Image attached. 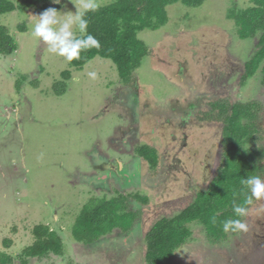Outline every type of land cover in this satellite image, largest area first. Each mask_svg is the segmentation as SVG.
Segmentation results:
<instances>
[{
  "label": "rangeland",
  "instance_id": "obj_1",
  "mask_svg": "<svg viewBox=\"0 0 264 264\" xmlns=\"http://www.w3.org/2000/svg\"><path fill=\"white\" fill-rule=\"evenodd\" d=\"M114 1L97 0L101 6ZM59 4L63 18L80 0ZM235 4L245 8L250 1L169 6L167 25L140 33L155 55L144 59L130 83L121 82L110 59L97 56L74 68L49 52L32 34L38 7L0 15L18 45L13 54H0V250L19 254L43 223L60 232L65 251L27 264H147L146 234L192 204L220 165L221 125H193L192 117L216 99L264 105L261 72L241 83L257 39L238 37L226 14ZM25 21L28 30L21 32ZM69 69L59 95L54 85ZM93 71L96 79L88 75ZM260 125L264 129V114ZM141 145L159 151L156 171L139 156ZM118 191L149 197L146 203L130 199L140 212L131 232L115 229L90 245L75 240L72 228L83 206ZM249 209L248 231L230 232L226 242H210L204 226L193 225L175 264H264V204Z\"/></svg>",
  "mask_w": 264,
  "mask_h": 264
},
{
  "label": "trees",
  "instance_id": "obj_2",
  "mask_svg": "<svg viewBox=\"0 0 264 264\" xmlns=\"http://www.w3.org/2000/svg\"><path fill=\"white\" fill-rule=\"evenodd\" d=\"M178 1L190 6H200L205 2V0H115L101 6L99 11L88 12L85 16L89 21L88 33L99 40L100 47L83 51L81 59L69 62L70 67L81 68L100 56L110 59L115 64L122 83L132 82L144 59L155 55L153 48L140 38V33L145 30L156 31L167 25L168 7ZM249 1L250 4L245 8H240L236 4L229 7L226 14L234 21L240 39H257L256 50L247 59L241 83L261 72V83L264 86V0ZM31 6L38 7L39 14L49 8L59 10L61 7L54 0L17 2L0 0V15L18 9L24 12ZM18 29L26 32L27 22H21ZM81 35L79 32L76 37L79 38ZM17 48L10 28L0 24V54L11 55ZM70 73V69L64 70L62 79L55 83L54 89L57 94L65 92ZM263 114L264 105L258 100L241 102L223 98L212 101L209 110H201L192 117L193 125H197L195 121L199 125L211 122L216 127L221 125L220 165L209 187L199 191L192 204L174 216L158 220L146 234L147 264H175L176 253L191 239L195 224L204 226L210 242H226L230 232L223 231V222L237 218L233 212V204H244L251 195L250 188L242 181L251 176L264 178V145L260 143L264 135V129L260 125ZM184 126L190 125L185 123ZM137 151L156 171L159 151L151 145H141ZM132 197L141 203L149 200L148 196L139 192L126 194L119 191L110 198L91 199L83 206L73 224L72 233L75 240L90 245L115 229L129 234L140 213L131 208ZM253 202L264 204V199L253 198ZM241 219L245 220V217ZM33 235L35 237L33 244L15 256L0 250V264H13L16 260L27 264L31 259L50 254L62 255L65 251L62 235L49 224L35 225ZM9 243L10 240L7 239L6 245Z\"/></svg>",
  "mask_w": 264,
  "mask_h": 264
},
{
  "label": "clouds",
  "instance_id": "obj_3",
  "mask_svg": "<svg viewBox=\"0 0 264 264\" xmlns=\"http://www.w3.org/2000/svg\"><path fill=\"white\" fill-rule=\"evenodd\" d=\"M54 2L60 3L61 0H54ZM100 7L97 0H80V6L76 5L77 11L63 12V18L60 15L61 11L49 8L37 16L39 19L32 29V34L49 46V52L64 57L68 62L79 60L83 51L100 47L99 40L88 33L89 21L85 19L88 12L99 11ZM74 26L82 34L79 38L74 35ZM88 75L91 79L97 78V73L94 71L89 72ZM242 183L250 188L251 195L244 204H233V212L237 218H230L223 222L222 228L225 233L247 232L248 224L241 219L249 215L250 209L247 205L253 203V198L264 199V178L251 176Z\"/></svg>",
  "mask_w": 264,
  "mask_h": 264
}]
</instances>
